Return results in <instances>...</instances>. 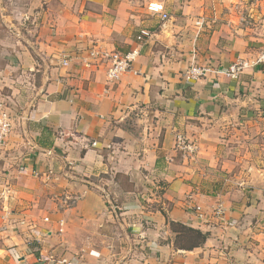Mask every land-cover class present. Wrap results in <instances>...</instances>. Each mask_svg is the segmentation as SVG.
I'll return each mask as SVG.
<instances>
[{
    "label": "crops",
    "instance_id": "1",
    "mask_svg": "<svg viewBox=\"0 0 264 264\" xmlns=\"http://www.w3.org/2000/svg\"><path fill=\"white\" fill-rule=\"evenodd\" d=\"M263 50L264 0L0 3V264H264Z\"/></svg>",
    "mask_w": 264,
    "mask_h": 264
},
{
    "label": "built area",
    "instance_id": "2",
    "mask_svg": "<svg viewBox=\"0 0 264 264\" xmlns=\"http://www.w3.org/2000/svg\"><path fill=\"white\" fill-rule=\"evenodd\" d=\"M147 9L149 12L154 14H159L160 18L162 20H166L169 18L168 14L164 11L163 6L159 2L151 1L147 4ZM148 35V32L145 30H142L140 32V35L138 36V39H142L144 36ZM99 54L98 51L92 50L91 55L97 56ZM137 54V50H132L130 52H127L125 54H119L117 52L111 53L109 58V64L106 70V78L108 81L112 82L115 80H118L120 76L126 72H128L131 69V63L134 60L135 56ZM264 59V50L258 57V60ZM69 62V59L64 57L61 60L62 65H67ZM247 66L246 62H244L241 59H237L231 64L227 66L224 70H221L224 72L228 77L231 79H237L240 73L243 71V69ZM220 71L216 68H212L207 65H199V64H191L184 72L183 74V81L184 83L190 84L196 80H199L201 78H205L208 74H218ZM12 124H11V116L10 112L7 110L4 103L0 102V149L4 147L6 144L8 135L10 133ZM179 145L182 148H186L189 151H192V148H190L189 144H186L181 138L178 140ZM195 211L198 213V216L200 218L206 217V215L203 213V210L200 206L195 207ZM224 209L221 205H218L213 211L211 215L221 216L223 214ZM49 260L51 264H71L70 260H67L66 258H60L58 260H53V258L50 256Z\"/></svg>",
    "mask_w": 264,
    "mask_h": 264
},
{
    "label": "rangeland",
    "instance_id": "3",
    "mask_svg": "<svg viewBox=\"0 0 264 264\" xmlns=\"http://www.w3.org/2000/svg\"><path fill=\"white\" fill-rule=\"evenodd\" d=\"M30 0H0V3L7 4L10 8H22L28 4ZM171 227L173 230L178 231V239L183 245L194 244L199 238L193 232H190L188 228L183 225L172 223Z\"/></svg>",
    "mask_w": 264,
    "mask_h": 264
},
{
    "label": "trees",
    "instance_id": "4",
    "mask_svg": "<svg viewBox=\"0 0 264 264\" xmlns=\"http://www.w3.org/2000/svg\"><path fill=\"white\" fill-rule=\"evenodd\" d=\"M190 232H193L194 234H196V236L199 238L194 244L199 243L203 238H204V234H202L200 231L195 230V229H191L189 228Z\"/></svg>",
    "mask_w": 264,
    "mask_h": 264
}]
</instances>
